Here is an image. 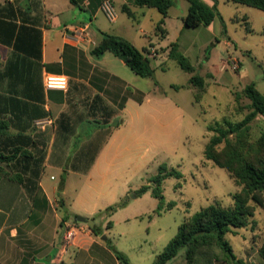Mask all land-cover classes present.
<instances>
[{
  "label": "rangeland",
  "instance_id": "374dc122",
  "mask_svg": "<svg viewBox=\"0 0 264 264\" xmlns=\"http://www.w3.org/2000/svg\"><path fill=\"white\" fill-rule=\"evenodd\" d=\"M187 6L185 0H176L169 9L162 25L167 30L163 39L155 35V24L161 18L155 9H146L139 23L125 20L132 29L130 40L135 47L139 50L148 47L149 40L157 47L146 51L153 53L147 56L154 75L137 76L119 61L116 70L127 85L125 95L129 99L119 117L121 125L114 131L113 143L87 171L110 129L98 132L93 138L90 136L95 133L92 129L95 124H83V134L90 136L77 139L76 148L68 154L72 139L67 133L79 123H55V142L60 147L67 146L65 152L58 154L55 150L50 155L49 162H58L60 167L45 169L42 180L49 179L56 190L47 202L40 200L46 197L41 190L37 210H32L15 237L5 240L6 252L0 264H36L29 258L46 254L52 246L68 250L69 245V253L78 254L79 264H116L98 250V245L109 248L114 255L122 253L128 264H151L176 234L178 226L196 211L215 203L222 207L233 204L231 196L241 187L234 184L226 170L206 160L203 150L212 135L207 126L223 119L239 122L248 112L249 100L242 95L246 85L253 82L264 94V11L217 0L221 20L216 18L207 27L183 28L181 19ZM58 17L67 26H78L92 15L74 6ZM96 19L97 23L109 25L101 12ZM58 30L54 27L48 38L55 39L54 32ZM156 33L164 36L158 30ZM171 42H177L180 52L188 58L194 68L192 74L204 78L202 91L189 85L190 74L167 57ZM231 62L235 68H231ZM137 98L142 101L138 102ZM85 126L91 128L85 131ZM249 127L250 138L257 139L264 130V117L258 115ZM161 164L179 171L182 177L164 179L163 208L158 214L155 212L158 200L149 192L139 195L137 190L151 185ZM171 202L174 206L169 208ZM111 205L120 207L110 213L106 208ZM77 216L92 220L98 235L85 222H78ZM67 231L73 234L70 241L65 239ZM83 233L95 241L90 250L92 260L79 255L77 250L82 247L76 245L77 238ZM226 239L238 256H246L245 263L239 259L240 264H264L259 255L260 242L264 240V208L257 207L248 224L226 234ZM246 244L251 246L250 253L244 251ZM165 264L235 263L227 261L214 247L196 256L192 263L185 260V249L181 248Z\"/></svg>",
  "mask_w": 264,
  "mask_h": 264
},
{
  "label": "crops",
  "instance_id": "0c3cea01",
  "mask_svg": "<svg viewBox=\"0 0 264 264\" xmlns=\"http://www.w3.org/2000/svg\"><path fill=\"white\" fill-rule=\"evenodd\" d=\"M6 1L12 5V15L9 18L0 19L16 24L14 35L17 34L20 25L37 29L41 34L40 59L36 56L38 37L32 29H23L19 33V44L24 46L27 52L15 49L13 47L14 40H9V44L0 43V73L3 72L6 63L9 66L7 72L11 73L9 77L0 79V93L6 97L4 116L11 123L8 137L11 139L17 136L24 137V148L27 151L44 155L39 164L40 173L37 183L46 196L40 200L47 202L55 192L56 187L51 185L46 177L45 180H42L43 173L45 169H58L60 167L58 162L50 163L49 157L55 153V150L58 154L65 152L67 146L60 147L61 144L57 145L55 142L57 133L55 123L57 121L79 123L78 127L75 124L72 129L70 127L67 133V137L72 139V142H69L68 154L76 148L77 139L90 136L83 134V124L91 122L95 124L92 127L95 133L90 136L93 138L96 137L98 132L110 129L107 140L98 149L90 165L85 169L86 171L97 162L102 152L113 143L116 137L114 131L121 125L119 117L125 110V105L129 99H126L125 95L127 85L116 70L119 61L121 64L124 63L109 52H105L99 58H94L90 51L100 41L99 32L123 37L132 44L133 41L130 40L132 29L126 23L127 20L132 19L121 11V6L126 3V0H110L114 9L118 12L114 21L108 20L109 25L96 22V16L98 12H101L100 4L103 0H77L80 5L79 9L89 12L93 18L89 17V21L85 22L83 20L80 22L81 24L76 26L88 25L87 36L89 41L76 43L74 37L69 36L71 32H65V28L73 26H67L66 22L58 17L62 11H70L74 8L69 0H35L34 2H30V0H0V8L6 5ZM205 1L209 2L208 0ZM131 8L136 17L132 22L137 23L140 22V17L148 9L132 6ZM101 14L103 15L102 12ZM160 19L158 18L155 27ZM1 24L0 38L4 35L1 31L5 32L6 30ZM54 27H58L60 30L54 32L55 39L48 38V32L52 31ZM162 28L165 30L164 36L159 37L156 28L155 35L163 39L167 34V30L163 26ZM5 39L8 40V38ZM152 46L154 44L149 40L148 47L143 48L148 49ZM154 48L157 47L154 46ZM22 57L25 59L24 65L20 62ZM16 60H18V64L12 67ZM16 74L18 77L14 78ZM46 74L66 77V89L46 88L44 85ZM8 97L14 98L15 102L20 105L18 112H10ZM120 104H122V107H119ZM89 128L91 127L85 126V131H88ZM0 168L3 170V172H0V258H2L3 252H6L3 247L6 243L5 240L15 237L17 229L26 223L32 210H37V205L32 204L22 186L14 180L11 170L1 164ZM50 179H52V176H50ZM94 242V239L88 233L80 234L76 241L77 246H82L77 249L80 252L79 255L84 254L86 259L89 257L92 260L93 256L90 250ZM261 245H264V240H261ZM69 246L71 248V245ZM98 246V250L108 256L113 263L118 264L114 253L109 248L104 245ZM70 248L66 250L65 248L58 249V246H52L46 254L39 257L32 256L29 260L36 264H79L78 254L72 255L69 253ZM250 248L251 246L246 244L244 246L245 253H250V251L248 252ZM233 253L238 259H242L244 263L246 262V256L242 258L234 250ZM20 264L27 263L22 262Z\"/></svg>",
  "mask_w": 264,
  "mask_h": 264
},
{
  "label": "trees",
  "instance_id": "16d2710c",
  "mask_svg": "<svg viewBox=\"0 0 264 264\" xmlns=\"http://www.w3.org/2000/svg\"><path fill=\"white\" fill-rule=\"evenodd\" d=\"M69 1L73 6L80 8L77 0ZM185 1L188 3V8L185 16L182 18L183 28L207 27L214 19L218 18L221 20L217 9V0H208L209 2L205 0ZM224 1L264 11V0ZM175 2L176 0H126V3L121 6V11L130 19L135 20V13L131 6L155 9L161 15V19L155 28L163 35L165 34V30L162 28L164 18L167 17L169 9ZM11 15L12 5L6 1V5L0 8V18H9ZM0 23L6 29L5 32L1 31L4 35L1 37L2 39L0 38V43L9 44V40H14L13 47L15 49L27 52L24 46H20L19 44V33L23 29L32 28L20 25L17 34L14 35V30L16 29L15 23L1 19ZM4 25L7 26L5 27ZM245 27L249 29L247 22ZM32 30L38 37L36 56L40 59L41 34L37 29ZM99 35L100 41L90 51V54L94 58H99L105 52H109L122 60L137 76L152 77L154 75L150 59L146 56V48L139 50L128 40L117 35L105 32H99ZM5 38H8V40ZM167 57L175 61L183 71L190 74L188 78L189 85L198 90H203L205 87L204 78L200 75L192 74L194 68L188 61V58L180 52L177 43L169 45ZM24 60V57H22L20 61L22 65H24ZM17 61L12 64V67L18 64ZM7 69H9L8 63L4 64V70L0 73V79L11 75V73L7 72ZM16 77H18L17 74L14 75V78ZM242 95L249 100L246 115L239 122L223 119L213 126H207V131L212 132V135L209 137L203 150V157L206 160L226 170L233 179L234 184L241 187L238 192L233 193L231 196L233 204L229 207H222L215 203L196 211L178 226L176 234L151 264H165L173 259L181 248L185 249V260L192 263L196 256L205 254L214 247L223 253L227 261L235 264L241 263L234 255L232 247L226 239V234L232 233L234 229L245 227L250 218L254 216L256 208H264V130H262L260 136L255 140H252L249 134L250 123L258 115L264 117V94L260 93L252 82L243 88ZM197 96L195 98L200 99V96ZM235 98L237 99L238 95H235ZM5 99V95L0 93V164L11 170L14 180L22 186L35 206L38 202V195L41 192L37 178L40 173L39 164L42 156L40 153L34 152L33 154L24 148V137L17 136L13 139L8 137L11 123L4 116L6 112ZM8 99L10 102V112H18L20 105L15 102L14 98L8 97ZM137 101L141 102L142 100L137 98ZM119 107H122V104ZM221 144L222 147H219ZM0 172H3L2 168H0ZM168 177L181 178L182 174L173 168L168 169L165 164H161L158 174L150 181L151 185H143L137 190L139 195L149 192L151 196L158 200L155 210L158 214L163 208L164 201L162 183ZM173 206L174 203H169V208ZM119 207L120 205H111L106 209L112 213ZM107 226H111L110 221L107 223ZM91 232L94 235H98L96 227H92ZM259 255L264 260V245L260 246ZM115 257L123 264H128L126 257L122 253L115 252Z\"/></svg>",
  "mask_w": 264,
  "mask_h": 264
},
{
  "label": "built area",
  "instance_id": "2783aa9c",
  "mask_svg": "<svg viewBox=\"0 0 264 264\" xmlns=\"http://www.w3.org/2000/svg\"><path fill=\"white\" fill-rule=\"evenodd\" d=\"M100 11L103 13V15L106 17L107 20L109 21H114L116 13L115 9L110 2V0H103L100 4ZM71 32V35L74 37V41L76 43L84 42V41H89L88 36H87V31H88V25L83 24L79 27L73 26L70 28H65V32ZM153 55L151 54H146V56ZM147 56V57H148ZM149 58V57H148ZM231 68H235V64L233 62L230 63ZM44 85L48 89H61L64 90L67 87V79L64 76L61 75H49L46 74L44 78ZM73 236L71 231H67L65 239L70 241L71 237Z\"/></svg>",
  "mask_w": 264,
  "mask_h": 264
},
{
  "label": "water",
  "instance_id": "95a60500",
  "mask_svg": "<svg viewBox=\"0 0 264 264\" xmlns=\"http://www.w3.org/2000/svg\"><path fill=\"white\" fill-rule=\"evenodd\" d=\"M76 219H77L78 222H85L87 224V226L90 227V228H92L93 225H94L92 220H86L85 218L80 217V216H77Z\"/></svg>",
  "mask_w": 264,
  "mask_h": 264
}]
</instances>
